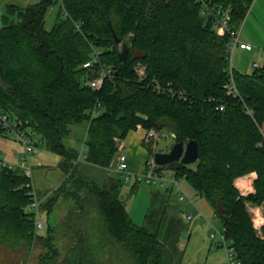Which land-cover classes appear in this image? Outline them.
I'll list each match as a JSON object with an SVG mask.
<instances>
[{
    "label": "trees",
    "instance_id": "16d2710c",
    "mask_svg": "<svg viewBox=\"0 0 264 264\" xmlns=\"http://www.w3.org/2000/svg\"><path fill=\"white\" fill-rule=\"evenodd\" d=\"M210 1L229 9L231 26L238 28L255 0ZM56 2L40 0L19 9L16 20L5 18L0 106L63 157L67 178L60 189L73 179L67 190L76 206L60 225L36 232L28 177L0 165V249L21 252L22 264L30 257L34 264H172L183 210L171 203L173 188L151 192L145 223L138 225L119 198L121 175L104 183L78 180L79 151L64 143L71 125L86 123V161L109 168L118 153L115 138L141 126L172 130L175 142L197 141L196 163L160 169L173 170L204 199L242 264H264V226L261 236L247 207L264 203V64L251 73L230 72L229 38L217 33L215 19L202 14L198 0H61L47 30L46 14ZM113 30L129 44L123 61ZM94 51L99 61L85 66ZM102 67L113 73L95 89L89 82ZM231 77L236 93L226 87ZM147 148L152 155V146ZM251 172L257 173L255 191L242 195L235 180ZM59 192L43 200L42 214L53 211Z\"/></svg>",
    "mask_w": 264,
    "mask_h": 264
},
{
    "label": "rangeland",
    "instance_id": "374dc122",
    "mask_svg": "<svg viewBox=\"0 0 264 264\" xmlns=\"http://www.w3.org/2000/svg\"><path fill=\"white\" fill-rule=\"evenodd\" d=\"M252 8L253 5L251 6L246 16V19L250 16V20L248 24L246 25L242 24L239 30H240V35L241 33L244 35L246 34V36H249L250 39L252 40V45L254 46V50L256 53L254 62H259L263 65L264 58H260L258 55L259 53L264 52V0H259L254 10V14L256 15V18L254 14H251ZM251 69L254 68H252L251 66ZM164 131L165 133H167L168 136L162 134L158 144L152 147L153 154L158 151L167 152L175 144L174 132L172 130H164ZM85 135H86V123L71 125L70 134L69 136L64 138V143L70 147L75 145L77 150L79 151V154L85 153L86 147L84 151L81 149ZM0 139L3 138L0 137ZM9 139L16 141L13 135L6 134V140L9 141ZM72 142L74 143L73 145ZM40 143L33 145V151L30 154V162L34 170L39 169L40 172L39 180L41 182V187L42 188L45 187V189H43L45 191L42 192L54 191L66 179L67 171L64 172L60 167L56 165H52V162L47 159L40 161L43 163V165H40L42 163H37L38 166H35L33 157L38 155L39 150L41 149L46 150L45 146ZM14 144L16 146V149L17 148L19 149L20 147L23 149V145L20 142H16ZM1 154L3 156V159H6L5 154L3 152H1ZM52 155L55 154L53 153ZM152 155L150 154L151 157ZM81 165L82 164L77 166V171L75 173V178L77 179L78 178L80 179V174L81 172H83ZM165 171L167 175H170L172 173L170 169H165ZM94 178H96L99 182H101L100 176L99 178L98 177H94ZM121 179H122V184L120 187L119 198L124 202L134 222L137 223L138 225H144L145 214L147 212L148 207L151 205V192L156 188H158V185L147 183L145 181V178L141 174L133 175L128 182L126 179H124L122 175H121ZM72 182L73 179L72 178L69 179L67 182L68 184L67 187ZM179 184L189 196H191L189 194V188L192 191L191 194L193 196L196 195L195 190L192 188V186L189 184V182L186 179L184 178L179 179ZM175 193L176 192H174V194ZM60 194L57 197H59ZM75 198L76 197H71V196H68L66 198L61 197L59 199L56 208L53 209V211L48 216L46 214H42L40 209L39 219L42 220L44 224L42 228H40L39 233L41 234L45 233L49 224L59 225L61 218L64 217L63 214L66 215L72 206L74 207L76 206ZM171 203L172 205L175 206L180 205L183 208V210L184 209H186L187 211L192 210L191 207L185 206L182 202H180L176 196L171 200ZM201 203H202V207L206 208L205 211L202 210L204 216L206 218L211 219V221L217 227V229L219 231H222L223 229L222 223L217 218L214 217L212 210L208 207V205L206 206L204 199L202 198L200 200V205ZM251 208L252 211L258 212L260 214L264 210V203L260 206H256L252 204L248 208L251 216L253 217V212L250 210ZM262 214L264 215V213ZM181 219L179 221V225H180L179 239L176 242L175 251H173L172 248L170 250L173 258L172 264H177V260L180 257H183L181 264H221L225 260L224 248L221 246H217L215 243H213V241L210 240L209 228L202 225L204 219H197V220L195 219L193 221H186L182 217ZM259 220L262 219L259 218ZM34 252L36 253L38 252V250L35 249ZM34 262H35V257L32 258L30 257L27 264H34ZM0 264H22L21 252L14 251L8 248H1Z\"/></svg>",
    "mask_w": 264,
    "mask_h": 264
},
{
    "label": "built area",
    "instance_id": "2783aa9c",
    "mask_svg": "<svg viewBox=\"0 0 264 264\" xmlns=\"http://www.w3.org/2000/svg\"><path fill=\"white\" fill-rule=\"evenodd\" d=\"M198 1L202 3V14L211 16L215 19L217 33L221 36H228L229 38L226 53L227 59L229 61V70L230 72H232V61L236 49L241 48L243 50L251 51L254 49V46L251 43L243 41L240 38V30L231 26V13L229 9L219 8L216 5H213L210 0ZM98 61L99 53L98 51H94L92 54V60L85 63V66H89ZM259 66L260 65L258 62L254 63L255 68ZM136 71L140 80H144V78L146 77L145 66L139 63L136 66ZM112 73V68L102 67L99 76L91 80L89 84L95 89H100L105 78L111 77ZM226 87L228 89V93L237 92V88L232 77ZM156 89L159 92L164 91L163 87L159 84L156 86ZM220 109H223V106H220ZM91 113L92 115H95L97 113V108H94ZM0 127L5 134L13 135L14 139L23 145V153L19 161H7L3 159L0 153V165L8 167L10 169L23 171V173L28 177V181L25 183L27 194L31 198V201L28 204V211L33 214L35 231L38 232L44 224L43 221L39 219L41 204L44 199L38 193L37 186L33 179V167L30 162V154L33 151V145L39 142L38 137L31 131V129L25 124L24 121L11 117L9 113L1 106ZM162 134L168 136L165 131L162 132L157 131L155 129L146 130L144 141L145 143L150 144L152 147H154V145L158 144V142L160 141ZM115 139L118 143V153L116 156V162L111 164L109 170L111 172H118L124 177V179L129 181L132 172L128 162V154L126 151V147L123 144L122 139ZM82 150L84 151V149ZM84 160H86V153L80 154L77 159V162H81ZM160 167L161 166L154 161L152 155L151 159L147 162L144 172L142 173L143 177L145 178V181L149 184H155L160 187H167L171 185L173 190H175V192L177 193L179 201H181L185 206H189L192 208V210L189 211H187L186 209L182 210V218L186 221L204 219L202 225L209 228L210 240L213 241V243H215L217 246H221L224 248L225 260L221 264H242V262L238 258L237 250L233 245V240L229 239L225 233L226 228L223 226L222 231H219L217 227L213 224L211 219L206 218L204 216V213L198 208L195 199L192 196H189L182 189L179 184V179L176 178L174 172L172 171L170 175H167L165 168L160 169ZM251 205V203H247L248 208ZM250 210L252 211V208ZM252 212L254 228L257 233L262 236V228L264 226V215L262 214L263 212L260 214L255 211ZM259 218H261L262 220H259Z\"/></svg>",
    "mask_w": 264,
    "mask_h": 264
},
{
    "label": "crops",
    "instance_id": "0c3cea01",
    "mask_svg": "<svg viewBox=\"0 0 264 264\" xmlns=\"http://www.w3.org/2000/svg\"><path fill=\"white\" fill-rule=\"evenodd\" d=\"M39 1L40 0H0V30L5 25V18L6 17H8L12 20H16L18 17L19 9L26 8L30 5L36 4ZM258 2H259V0L254 1L251 14H254V10H255ZM61 5H62L61 0H57V2L49 8V10L46 14V18H45V27L47 30H51L53 28V26L56 22V19L58 17V13L60 11ZM255 18H256V15H255ZM249 20H250V16L246 20H244L241 23V25L242 24H244V25L248 24ZM241 25L237 29H240ZM240 38L243 41L252 44V40L250 39L249 36H246V34L244 35L241 33ZM250 53H251V55H250ZM234 55L235 56H233L232 65L235 69H237L243 73H251L254 70V69H251V66H252V68H255L254 63H256V62H254V59L256 57V53H255L254 49L251 51H247V50H243L241 48H238V49H236ZM258 56L260 58H264V52L259 53ZM259 65L261 66L262 64L259 63ZM262 132L264 134V123L262 126ZM145 134H146V129L143 127H138L135 130H131L128 133V135L124 139H122V142L125 145L126 151L128 154V162H129V166H130V169L132 172L131 177L133 175H138V174L142 175V173L144 172L145 167L147 165V162L151 159V156H150L149 151L147 149V143H145V141H144ZM0 137L3 138V139H0V153L3 152L5 154V156H6L5 160H7V161H12V160L19 161V159H20L19 156L22 155L23 149L21 147L19 149L18 148L16 149V146L14 143H16L18 141H13L12 139L11 140L9 139V141H7L5 133L4 134L0 133ZM40 144H43V142H41ZM73 144L74 143L72 142V145ZM71 147L77 149L75 145L71 146ZM45 148H46V150H44V149L39 150L38 155L33 157L35 166H38L37 163H42L40 161L47 159V160L52 162V165H56V166L60 167L64 172H66L65 168L63 167V157L61 155H59L58 153H56L55 151H53L52 149H50L49 147L45 146ZM53 153L55 155H52ZM80 164H82L81 166L83 169V172H81V174H80V179L83 178L85 180L98 181L94 177L99 178V176H100L101 182L104 183V182H107L109 180L110 175H115V173L119 174L118 172H111L109 170V168L102 167V166L95 165V164H91L86 160L81 161L78 165H80ZM40 165H43V163ZM165 169H167V168H165ZM171 171H173V170H171ZM98 173H99V176H98ZM39 175H40L39 169H36V170L33 169V179H34L35 184L37 186L38 193L43 199H45L47 196H50V195L56 193V191H58V190H60L59 194L60 193L62 194V195L60 194V196L58 197L56 204L54 206V209L56 208V206L59 202V199L61 197L62 198H66L68 196L73 197L70 194V192L67 190L68 188H70V186H73V182L66 188V190L63 188L60 189V187L63 186V183L66 179L54 191L42 192V191H45V190H43V189H45V187L44 188L41 187ZM45 175H46V173H45ZM256 178H257V173L251 172V173L246 174L244 176L238 177L235 180V185L239 189V191L242 195H247L248 193L255 191L254 182H255ZM78 180H79V178H78ZM247 180H248L249 185L246 183ZM239 182H241V183H239ZM167 187H171V186L169 185ZM163 188H165V187H163ZM191 192L192 191L189 188V194L194 199L196 198L195 202H196L198 208L201 211L202 210L205 211L206 208L202 207V203L200 205V200H201L200 197H197L196 195L193 196L191 194ZM176 197H177V195H176ZM72 207H74V206H72ZM72 207L70 208V210L72 209ZM63 216L65 217V214H63ZM64 217L61 218V221L59 222L60 224L62 223V220Z\"/></svg>",
    "mask_w": 264,
    "mask_h": 264
},
{
    "label": "water",
    "instance_id": "95a60500",
    "mask_svg": "<svg viewBox=\"0 0 264 264\" xmlns=\"http://www.w3.org/2000/svg\"><path fill=\"white\" fill-rule=\"evenodd\" d=\"M113 35L116 44L121 47L119 56L121 61H123L129 50V44L125 40H122V38L118 37L115 30H113ZM198 156V143L193 139L187 141L186 143L183 141L175 142L169 151H158L153 154L154 161L160 166H167L175 162H181L186 165L194 164L197 162Z\"/></svg>",
    "mask_w": 264,
    "mask_h": 264
},
{
    "label": "bare ground",
    "instance_id": "6f19581e",
    "mask_svg": "<svg viewBox=\"0 0 264 264\" xmlns=\"http://www.w3.org/2000/svg\"><path fill=\"white\" fill-rule=\"evenodd\" d=\"M239 183H241V182H239ZM246 183L248 184V180L246 181ZM249 183H250V182H249ZM240 185H241V184H240ZM248 185H249V184H248ZM248 185H247V186H248ZM248 187H249V186H248Z\"/></svg>",
    "mask_w": 264,
    "mask_h": 264
}]
</instances>
